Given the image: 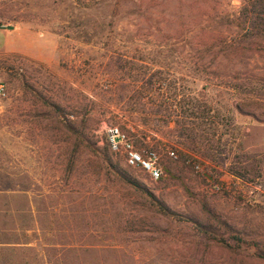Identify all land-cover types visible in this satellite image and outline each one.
<instances>
[{"label": "rangeland", "instance_id": "1", "mask_svg": "<svg viewBox=\"0 0 264 264\" xmlns=\"http://www.w3.org/2000/svg\"><path fill=\"white\" fill-rule=\"evenodd\" d=\"M246 1L0 0V27L35 53L0 52V264H264V39L236 25ZM150 79L178 112L190 98L210 107L212 158L178 137L174 116L146 113L159 102L144 97ZM66 122L183 221L85 147L72 157ZM110 127L156 150L163 177L110 152Z\"/></svg>", "mask_w": 264, "mask_h": 264}, {"label": "trees", "instance_id": "2", "mask_svg": "<svg viewBox=\"0 0 264 264\" xmlns=\"http://www.w3.org/2000/svg\"><path fill=\"white\" fill-rule=\"evenodd\" d=\"M236 25L244 33V37H259L264 39V0H247L246 2H244L236 20ZM162 89L163 88L161 83L159 84L157 81H152V79L148 80L144 97L154 95L157 97V99H159V102H153L151 100L150 104L152 105L153 109L146 113L150 115H161L162 113H164V115H166L165 117L167 118H171L172 116H174L176 120L173 123L178 137L183 139L185 143H187L190 147H198L199 150L200 148H205V157L212 158L214 145L215 143H219V139L217 138L216 141L214 140V137L216 135V128H212L214 124L213 121L206 123V121L212 117V110L210 109V107H207L204 103L200 104L199 101L195 98H190L186 101V103L183 104L184 106H182L178 112L177 106L175 105V103H173L174 100H171V104L166 103V100L169 98H167V95L162 92ZM165 104H167V106ZM45 105L48 104L45 103ZM52 107L55 110H58V107H55L54 105ZM58 113V119H61L62 121L64 115L60 111ZM194 120L196 122H194ZM206 125L209 128L211 127L212 129H206ZM64 126L71 134L72 157L76 152H78L80 147H85L87 150H89V152H91L93 155H95V157L98 158L100 165L107 170L109 175L115 177L126 188L138 192L154 212L165 218L183 221L180 215L171 211L164 202L157 199L153 194L147 191L131 175L119 169L117 164L112 161L108 153H98L94 145H89L87 139L84 138V134L79 129L73 128L71 122H66ZM207 130L209 131L207 132ZM105 147L109 150L106 138ZM69 161L72 164L73 158H70ZM248 167L255 169L252 164L248 165ZM243 169L244 171H247V168ZM232 173H234V171H232ZM236 175L239 176L240 174L236 173ZM185 222L192 225V227L197 231L199 235H201L203 239H206L209 242L216 243L220 246V248H227L228 250H231V246L226 242V240L217 239L216 236L211 234L208 227L205 228L201 223L191 220H187ZM233 240H235L237 243H239L240 241L237 238H233ZM71 247L72 246H70L69 249H72ZM1 251L2 250H0V263H3L1 262V257H3ZM234 254H236V252H234ZM256 257L264 261V250H259V253L256 254ZM4 262H6V264H16L14 260L9 257L7 261Z\"/></svg>", "mask_w": 264, "mask_h": 264}, {"label": "built area", "instance_id": "3", "mask_svg": "<svg viewBox=\"0 0 264 264\" xmlns=\"http://www.w3.org/2000/svg\"><path fill=\"white\" fill-rule=\"evenodd\" d=\"M2 91L0 87V93ZM105 137L109 150L121 156L127 167L141 169L152 181H158L163 177L162 156L156 150L138 147L126 132L117 127L107 128ZM166 156L172 160L177 159L174 150L167 149Z\"/></svg>", "mask_w": 264, "mask_h": 264}, {"label": "crops", "instance_id": "4", "mask_svg": "<svg viewBox=\"0 0 264 264\" xmlns=\"http://www.w3.org/2000/svg\"><path fill=\"white\" fill-rule=\"evenodd\" d=\"M22 40L18 33H14L13 31L11 32L8 28L5 26L0 27V41L2 42V46L0 47V52L2 51H11V52H23L27 55H31L34 53L31 49L26 48V47H17L15 46V41L16 40ZM13 43V44H12ZM27 47H29L27 45ZM35 54V53H34Z\"/></svg>", "mask_w": 264, "mask_h": 264}]
</instances>
